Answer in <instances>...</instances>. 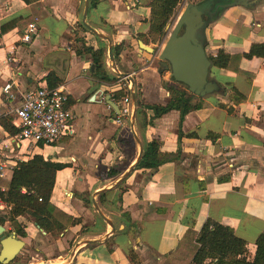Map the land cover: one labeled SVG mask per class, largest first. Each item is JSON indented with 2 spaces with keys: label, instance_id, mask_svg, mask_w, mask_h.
Returning a JSON list of instances; mask_svg holds the SVG:
<instances>
[{
  "label": "crops",
  "instance_id": "obj_1",
  "mask_svg": "<svg viewBox=\"0 0 264 264\" xmlns=\"http://www.w3.org/2000/svg\"><path fill=\"white\" fill-rule=\"evenodd\" d=\"M86 1L0 0V26L17 19L5 34L0 30V117L11 118L20 99L18 94L15 101H7L4 86L12 83L13 91L22 93L49 86V75L66 89L74 116V137L36 149L27 159L41 155L65 165L56 173L51 204L82 223L54 239L31 216L19 217V228L27 233L25 246L36 242L37 252L52 250V264L65 263L85 241L90 243L76 249L70 264H194L196 236L211 220L246 241L253 260L264 233V57L244 56L253 45H264V0L230 7L218 16L212 14L215 0H199L208 12L207 54L223 50L236 59L230 70H211L225 95L201 98L205 106L187 114L182 124L179 111L155 118L153 110L140 106V101L165 106L171 97L167 88L183 86L170 72L160 74L157 55L139 46L142 35L149 39L144 44L160 53L171 33L167 25L163 37L149 36L154 0H100L94 8L89 0L88 23L111 39L113 50L122 45L115 60L118 74L134 79L135 132L132 118L118 123L108 104V99L114 102L115 91L131 87L114 72L109 43L81 27ZM30 24L37 26L38 35L23 42ZM83 45H105L106 69L117 79L97 78L91 56L77 54ZM233 88L243 100L236 101ZM11 138L0 123V148L14 158L7 181L26 153V144L19 147ZM154 141L171 160L158 169H139L141 153ZM111 170L117 172L113 177L108 176ZM101 194L106 195L100 202ZM4 227L20 237L11 224ZM216 263L212 258L204 262Z\"/></svg>",
  "mask_w": 264,
  "mask_h": 264
},
{
  "label": "trees",
  "instance_id": "obj_2",
  "mask_svg": "<svg viewBox=\"0 0 264 264\" xmlns=\"http://www.w3.org/2000/svg\"><path fill=\"white\" fill-rule=\"evenodd\" d=\"M30 4L37 0H24ZM91 6L94 8L100 0H90ZM184 0H154L150 4L151 20H150V37H163L165 28L169 24L178 6ZM217 4H228L231 0H215ZM202 4V3H201ZM223 10L219 9L216 16L222 14ZM17 21V19L15 20ZM15 21L0 26L2 34L8 32ZM81 27L86 30L83 24ZM144 43L148 44L149 39L140 36ZM122 45L114 47L115 60L119 59ZM106 51L105 45L94 49L83 45L82 49H78L77 54L90 55L95 66L94 75L103 80L110 82L117 79L112 77L106 69ZM213 67L218 69L230 70L233 65L235 56L229 55L220 50L215 56L209 55ZM247 59L254 57H264V45H253L250 51L244 56ZM240 72V71H239ZM50 88H56L58 82H54V75L47 77ZM171 97L167 105H146L140 101L141 108L154 111L155 118H160L171 111H179L181 114V124L187 114L191 111L199 110L205 106L201 98L187 91L186 86H178L177 88L168 87ZM236 101H241L244 96L234 88ZM130 92L124 88L115 91L113 100L116 104L129 96ZM197 100L196 104L193 101ZM225 108V105H220ZM2 127L10 134L16 135L17 129L12 125L11 118H0ZM171 160V157L163 156L160 152L159 144L154 141L144 148L141 161L138 163L139 169H158L162 164ZM65 167L64 164L46 161L43 156L35 155L28 161H19L13 170V176L10 181L0 180V199L10 207L11 215L9 219H0V225H4L7 221L11 222L20 237L26 238L27 233L19 228L17 219L19 217L31 216L36 225L50 234L54 239L68 228L75 227L82 223L81 219L74 218L62 212L51 204V196L55 184L56 173ZM117 172L111 170L108 176L113 177ZM1 188L6 191L2 192ZM106 194L100 195V202ZM198 244L197 253L194 256V264H204L206 259L212 258L217 260L216 264H264V233L257 240L256 254L253 260L249 259V250L246 241L237 237L230 227L208 220L199 234L196 236ZM134 260L135 257L131 256ZM1 264V263H0ZM14 264V263H11Z\"/></svg>",
  "mask_w": 264,
  "mask_h": 264
},
{
  "label": "water",
  "instance_id": "obj_3",
  "mask_svg": "<svg viewBox=\"0 0 264 264\" xmlns=\"http://www.w3.org/2000/svg\"><path fill=\"white\" fill-rule=\"evenodd\" d=\"M250 1L251 0H233L228 4L214 3V11L212 14H217L219 9L224 11L234 6L246 7V3H250ZM89 11L90 1L87 0L85 2L82 24L89 32L109 43L108 58L113 64L114 72L118 74L112 41L110 38L99 33L88 23L87 18ZM207 13V9L204 8L202 4L188 3L184 11L178 17L165 46L159 54V73L163 74L165 72H170V78H172L173 81L186 86L187 91L198 98H205L212 95H225V90L222 85L216 79L211 77L213 65L206 52L205 45V29L208 26L206 19ZM139 46L142 51H146L153 55H158L159 53L158 50L156 51L154 48L145 45L142 41H139ZM94 68L95 66L93 65L92 71H94ZM118 75L127 79L128 83L131 82L133 84L132 101L135 104V108L132 115V130L135 132L133 124L137 110V97L134 90L135 82L130 74L119 73ZM108 104L117 114L120 113L119 104H116L110 99H108ZM136 139L138 140L137 137ZM141 159L142 153L138 162H140ZM94 207L100 217L112 227V232H115L116 228L113 222L106 217L96 201H94ZM0 243L2 246L0 251L1 264L13 263L25 247V242L23 240L17 238L14 234L9 233L6 227L1 225ZM88 243L90 242L85 241V243H79L76 249ZM76 249L63 264H70L72 262Z\"/></svg>",
  "mask_w": 264,
  "mask_h": 264
},
{
  "label": "built area",
  "instance_id": "obj_4",
  "mask_svg": "<svg viewBox=\"0 0 264 264\" xmlns=\"http://www.w3.org/2000/svg\"><path fill=\"white\" fill-rule=\"evenodd\" d=\"M188 1L184 0V4ZM37 35V26L30 24L22 40L30 43L33 36ZM13 86L12 83L4 86L3 92L7 101H15L18 98L17 95H20L18 105L11 114V123L18 131L12 136L11 141L18 146L22 143L26 144V153L18 158V162L28 161L27 158L32 157L36 149L54 147L64 138L74 137V116L69 108L70 96L64 87L46 86L18 93L13 91ZM128 86L131 87L130 95L119 104L118 123L132 118L134 112L132 107L133 84L129 82ZM13 161L14 158L8 154V150L0 148V180L7 179V173L13 167ZM1 191L5 192L6 189L1 188ZM5 206L6 204L0 199V209Z\"/></svg>",
  "mask_w": 264,
  "mask_h": 264
},
{
  "label": "rangeland",
  "instance_id": "obj_5",
  "mask_svg": "<svg viewBox=\"0 0 264 264\" xmlns=\"http://www.w3.org/2000/svg\"><path fill=\"white\" fill-rule=\"evenodd\" d=\"M199 0H189L187 2L188 3H198ZM187 4H184V1L178 6V8L176 9L174 15L172 16L168 26H169V31L171 32L178 20V17L181 15V13L184 11L185 7L187 6ZM167 26V27H168ZM160 46H164V45H159L158 49H160ZM159 54L157 55L156 58V62H155V66H157V68H159ZM11 211L9 209H3L0 210V219H9ZM7 221L4 225L2 226H6V224H11V222ZM12 225V224H11ZM13 227V226H12ZM14 229V227H13ZM19 239L25 241L26 238L23 237H19ZM52 256H54L53 251L46 249L45 251H36V242H32L31 244H27L24 249L21 251V253H19V255L17 256V258L15 259V261L13 262L14 264H52L51 262H49V258H51ZM62 264V263H61Z\"/></svg>",
  "mask_w": 264,
  "mask_h": 264
}]
</instances>
